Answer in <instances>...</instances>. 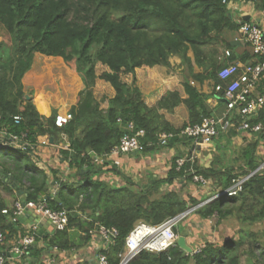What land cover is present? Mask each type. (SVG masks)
Masks as SVG:
<instances>
[{
	"label": "trees",
	"instance_id": "16d2710c",
	"mask_svg": "<svg viewBox=\"0 0 264 264\" xmlns=\"http://www.w3.org/2000/svg\"><path fill=\"white\" fill-rule=\"evenodd\" d=\"M230 1L0 0V26L10 37L7 49L0 44V130L24 141L23 149H0V154L11 161L0 165V170L12 176L16 184L26 185L25 202H41L40 194L47 179L27 153L44 136L52 140V145L68 143L67 148L58 152L68 168L74 170L67 180L54 178L61 204L45 201L50 209L66 210L68 215L66 229L55 232L47 240L49 248L57 252L78 250L91 240L90 232H98L100 227L114 228L117 236L100 254L105 256L107 264H119L125 239L136 224L159 225L211 197L197 200L188 195L184 198L174 190L160 192L162 187H171L175 182L182 186L195 185L193 178L199 176L210 182L213 191L223 189L233 179L249 175L264 162L258 135H252V140L231 152V139L237 130L230 128L214 138V152L212 147L207 151L212 155L208 167L200 166L189 153L178 151L170 160L165 179L152 177L148 185L139 186V190L135 188V192L126 186L129 183L115 187L94 178L103 172L95 167L94 158H102L106 162L103 165L108 164L104 157L129 133V123L135 130L145 132L141 139L144 150L134 155L145 157L179 144L192 145L191 138L179 136L180 130L206 117L218 118L207 101L216 98L225 106L223 92L214 90L221 83L218 72L225 66L217 65L213 58L217 56V45L228 47V36L238 35L239 24L228 18ZM245 45L253 59H257L250 46ZM35 54L61 59L80 80L82 87L68 110L71 120L61 128L54 124L59 114L56 110L45 117L32 99L25 100L22 78L30 70ZM174 59L179 60L183 94L178 90L166 91L154 106H148L137 85V71L154 67L173 69ZM205 83L209 93L201 91ZM98 85L107 89L108 95L103 93L101 97L107 103L106 110L100 109V100L96 98ZM52 87L54 90L51 88L50 92L57 94L54 83ZM258 92L264 94V78ZM180 106L185 108L187 120L175 127L160 112L171 114ZM14 116L21 117L17 125L13 122ZM233 121L238 126L240 118L234 115ZM249 122L263 123L264 108ZM162 134L171 135L165 145L159 144ZM177 160H183L180 167ZM111 170L115 171L114 165ZM70 178L77 181L71 183ZM0 186L11 192L1 180ZM4 208L0 197V211ZM192 215L204 220L216 219V224L234 217L239 225L248 227L264 221V171L252 175L239 195L221 196L197 207L189 214ZM14 226L0 215L4 241L16 235ZM39 241L35 236V244L23 256L28 258L27 264H43L44 248L36 246ZM257 251L264 260V244L259 243L257 233L239 228L237 235L223 237L219 244L206 241L199 252L191 255L175 245L160 253L143 251L128 264H243V258L246 261L254 258L258 263Z\"/></svg>",
	"mask_w": 264,
	"mask_h": 264
},
{
	"label": "crops",
	"instance_id": "0c3cea01",
	"mask_svg": "<svg viewBox=\"0 0 264 264\" xmlns=\"http://www.w3.org/2000/svg\"><path fill=\"white\" fill-rule=\"evenodd\" d=\"M227 8L230 12L231 19L236 24H239L240 21H247L257 25L264 32V0H232L227 4ZM245 18L247 19L245 20ZM227 42L228 47H225L224 53H222L223 55L217 56V60H220V58L224 59V66L231 62L244 65L245 63H252L256 60L253 59L249 47L246 46L244 42L237 41L236 37L228 36ZM0 44L4 45V47L10 46V37L7 33H5V30H3L1 26ZM226 51H229L230 57L232 58L231 61L225 57ZM175 63L178 66L179 60L174 59L171 61V65L173 67ZM196 71L199 70L196 69ZM47 74L51 79L50 85H45L43 83L45 81L43 78H45ZM136 75L137 85L143 93L144 100L148 106H154L166 91L178 90L182 93L181 82L183 80V76L181 74V79L178 84L177 75L172 69L154 67L148 71H137ZM79 81V78L65 66L61 59L57 57L48 58L35 54L30 70L22 78V86L23 91L26 94L25 96H30V99L34 102L38 112L42 116L48 117L53 110H56L57 113L61 114L62 110L70 108L74 104L76 93L82 87ZM53 83L57 94L50 92L51 88L54 89L52 87ZM46 86L50 89L46 90ZM201 91L209 93L210 88L205 83L202 85ZM28 93H31V95H28ZM66 94L70 95V98L67 101L63 98V95ZM207 104L211 109L216 111V117L220 118L224 114L225 106H221L216 98H210L207 101ZM160 113H163L166 120H168L175 127H179L187 120V112L183 106L176 108L171 114L164 113L163 111ZM45 137L46 136L39 137L38 145L29 148L31 151L27 153V155L29 156L31 162L43 171L46 176V187L43 189L45 190V196H55L57 195L58 185L54 178L60 177L62 180H67V177L71 176L74 170L72 171L68 168L67 164L63 162L61 155L58 152L61 148H67L68 143L65 142L58 145L49 144V146L40 145L41 140ZM46 139L48 142L51 140L47 137ZM252 139V135L237 131L236 135L231 139L232 146L234 147V144H236V147L242 146ZM192 147L193 144L187 147L179 144L176 148L162 150L155 157H140L142 158L141 160H136V156L134 157L131 154L125 157L122 156L118 159L119 165H121L120 172H122L119 177L117 176L118 171L115 172L116 169L118 170L116 167L119 165H114L115 171H112V162H108L106 165H103L106 162H96L94 163L95 167H97V169L101 168L100 170L103 171L97 179L105 182H111L112 180L117 184V186H124L125 182L129 181L130 184L133 185L134 189L137 188L138 184L144 187L148 185L150 178L152 177L161 180L166 178L167 172L170 168V163L167 162L171 160V158L178 151L182 153L188 152L189 155L197 161L201 156H203V162H198V164L200 166L208 167L212 158L211 153L203 155L202 151L205 150H199L197 148L193 150ZM211 147L212 150H214L215 145L212 143ZM4 156L6 155H3V157L0 158V165H3L4 162H11L7 158H4ZM54 171H57V174H53ZM0 180L11 189V192L8 190L5 191L3 186H0V197L6 209H11L15 202H21V197L26 199L27 190L25 184L20 186L16 184L14 180L5 182L1 177ZM75 181L77 180L73 178L69 179V182L71 183ZM11 182L21 188L20 193H18V191L11 185ZM53 183L55 184L53 185ZM189 185L190 186L188 188L190 190L186 193L197 200H200L204 194L211 196L214 193L211 185L204 188H209V191L200 190V192L196 191L197 188H201L198 185H193L195 186L194 189L191 184ZM164 187H166L167 190L168 186ZM186 188L187 187L185 186L183 190H187ZM168 190H171V188L169 187ZM161 191L165 190L161 189ZM174 191L179 193V190L177 189H174ZM179 194L186 198L185 193L184 195L181 193ZM51 200L53 199L48 201ZM78 215L80 216V214ZM19 216L20 217H17L16 219V223H14L16 235L7 242L3 240L0 245V252H2L5 256L7 264H27L28 258H19L11 254L10 251L16 242L21 239L23 235H26L29 232H35V236L40 240L36 245L37 248H44L41 253V262L43 264H99L98 256L101 251H105L109 247V241L99 237H93L83 248L74 251L57 252L53 249H49V247H46V245H48L47 240H49V238L54 234L53 228L47 221L40 220L39 216L33 210L27 208H25ZM82 220H84V217H82ZM209 225V221L200 219L197 215H192L190 216L188 223L184 226V233L179 234L178 237L183 236L186 245L191 248L192 251L198 249L200 245L206 241L219 244L221 242V235L225 233L224 227H226V222L218 223L216 224V227H211ZM256 225L258 226V229L254 231L252 228L253 225L248 227L239 225L237 221L235 222L236 229L239 227L244 231H253L254 233L259 232L258 240L259 243L263 245L264 221L257 223ZM5 233L8 234V231ZM199 235L202 238L200 239L201 242L199 241L201 244H199L196 240ZM194 245H196L195 249ZM6 247L9 248L6 249ZM260 253L261 252L259 251L255 253V255L258 256V263H256L257 260L254 258L249 261H246L245 258H243V264H264V260L261 259ZM35 263L37 262L35 261Z\"/></svg>",
	"mask_w": 264,
	"mask_h": 264
},
{
	"label": "built area",
	"instance_id": "2783aa9c",
	"mask_svg": "<svg viewBox=\"0 0 264 264\" xmlns=\"http://www.w3.org/2000/svg\"><path fill=\"white\" fill-rule=\"evenodd\" d=\"M237 33L236 40L248 44L257 59L253 63L244 65L231 62L218 72V78L221 83L216 85L214 90L223 92L225 112L220 118L206 117L200 123L186 126L180 130L179 136L192 139L193 150L197 148L209 151L214 138L220 132H227L230 128H236L237 131L260 136V148L264 152V122L254 124L249 122L250 118H255L259 111L264 108V94L258 92L259 85L264 78V32L257 25L247 21H240ZM225 57L227 59L230 57L229 51L225 52ZM234 115L240 118L238 126L233 121ZM70 120V114L62 113L55 117L54 124L56 127L61 128ZM20 121V116L13 117L14 124L17 125ZM127 130L129 133H125L120 138L119 144L112 149L109 155L104 157L105 160L112 162L113 165H119L118 159L122 156L133 153L140 154L144 150V145L141 142V139L145 136L144 130H135L132 123L127 125ZM170 137L171 135L167 134L160 135L159 144L165 145ZM40 145L49 146L46 137L41 140ZM23 146L24 141L15 136H7L5 130H0V149L8 147L23 149ZM99 161L102 162L103 159L94 158V163ZM182 164L183 160H177L178 167ZM263 171L264 162L249 175L233 179L227 188L214 190L213 195L201 205L210 203L221 196L232 198L239 195L242 192L244 183L255 173ZM193 182L203 188L210 186V182L199 176H195ZM199 206L193 207L176 217L169 218L159 225L136 224L125 239L124 250L119 255V264L130 263L143 251L160 253L174 247L178 238L175 228ZM25 208L33 210L40 220L47 221L53 228L54 233L63 231L67 227V211L52 210L45 204V201L38 203H22L18 201L13 204L11 209H2L0 215L5 216L8 222L14 224ZM90 234L92 238L99 237L110 242L117 236V231L114 228L105 229L100 227L98 232H90ZM3 238V232L0 229V243L3 242ZM34 244L35 232H29L16 242L10 253L19 258L23 257L28 248ZM199 251L200 248L195 250V252ZM98 262L99 264H107V260L102 254L98 256ZM0 264H6V258L3 254H0Z\"/></svg>",
	"mask_w": 264,
	"mask_h": 264
},
{
	"label": "rangeland",
	"instance_id": "374dc122",
	"mask_svg": "<svg viewBox=\"0 0 264 264\" xmlns=\"http://www.w3.org/2000/svg\"><path fill=\"white\" fill-rule=\"evenodd\" d=\"M4 30V29H3ZM6 33V32H5ZM5 49H7V46H5L4 47ZM224 49H225V46L223 45V44H219V45H217L216 46V53H217V56L218 55H223L222 53H224ZM209 50V49H208ZM217 56H213L214 58V60H215V62L217 63V65H224V59H222V58H220V60L218 59L217 60ZM222 59V60H221ZM173 71H174V73L177 75V83L179 84V82H180V79H181V74H182V72H180V68L177 66V64L175 63L174 64V67H173V69H172ZM43 80H45L43 83L45 84V85H50V83H51V81H50V79H49V77L47 76V78L45 77V78H43ZM48 89H50V88H48ZM54 90V89H53ZM52 89H51V91H53ZM106 88L104 87V86H102V85H98L96 88H95V94H96V98L98 99V100H100V109L101 110H106L107 109V103L106 102H104V101H102V99H101V97H103L104 95H103V93L105 94V96H107L108 95V93L106 92ZM103 95V96H102ZM63 98L65 99V101H67L69 98H70V95H68V94H66V95H63ZM68 103V102H67ZM68 110H69V108H67V109H64V110H62L61 111V114L62 113H68ZM64 111V112H63ZM63 143V142H62ZM216 144V141L215 142H213V145H215ZM236 149V144H234V147L233 146H231V148L229 149L231 152H233V150H235ZM214 150H215V147H214ZM214 150H213V152H214ZM212 152V153H213ZM229 152V151H228ZM160 153V152H159ZM158 151H155V153H152L150 156L151 157H155V156H157L158 154ZM185 153H188V152H185ZM208 152L207 151H202V154L204 155V154H207ZM210 153V152H209ZM1 156H3L4 154H0ZM125 156H127V155H125ZM124 156V157H125ZM141 157H143V156H141ZM142 158H140V156H138V157H136V160H141ZM198 162H203V156H201L200 157V159L198 160ZM3 163V162H2ZM5 163V162H4ZM167 163H170V160L167 162ZM120 167H121V165H119V166H117L116 168H118V170L116 169V171L115 172H117L118 171V173H117V176L119 177V175L122 173V172H120ZM99 176L97 175L96 176V178H98ZM121 177V176H120ZM74 179V178H73ZM126 183H129V185H126ZM107 184L108 185H110V186H115V187H119V186H117V184L114 182V181H112L111 180V182H107ZM125 185L129 188V189H131V191H134L135 189L133 188V185H130V182L128 181V182H125ZM139 186H141L140 184H138V188H137V190H139L140 188H139ZM190 185H186V189L187 190H183L184 188H185V185L184 186H180V185H178L177 183H174V185L172 186V187H170L171 188V190H174V189H177V190H179V193H181L182 195H184V193H185V197H188V193H186V192H188L190 189L188 188ZM191 186H193V185H191ZM168 188L169 187H167V190H168ZM195 188V186H193V189ZM161 189H164V190H166V187H162ZM161 189L159 190L160 192H161ZM196 190V189H195ZM200 190L202 191V190H205V191H209L210 189L209 188H207V189H204L203 187H201V188H197V190L196 191H198V192H200ZM158 191V192H159ZM135 192V191H134ZM204 194V193H203ZM209 195H203V197L200 199V200H204L205 198H207ZM155 197V196H154ZM190 220V216L189 217H186V219L184 220V221H181L178 225H177V227H176V231H175V233H176V235L178 236L179 234H183L184 232V226H185V224H187L188 223V221ZM207 221H209V226H211V227H216L217 225H216V219H208ZM224 223L226 222V227H224V232L225 233H223L222 235H221V238H223L224 236H225V238L227 237H229V236H231L232 234L233 235H237V233H238V231H239V227L236 229L235 228V222H236V219L234 218V217H230V218H228V219H226V220H224L223 221ZM252 228H253V230L254 231H256L257 229H258V226L255 224V225H253L252 226ZM251 228V229H252ZM253 232V231H252ZM259 233V232H258ZM258 233H257V235H258ZM200 239H202L201 238V236L199 235V237L197 236V241H198V243L199 244H201L200 242H201V240ZM246 241H249V239L248 238H246L245 239ZM200 241V242H199ZM245 241V242H246ZM259 241V240H258ZM202 246V244L200 245V247ZM195 247H196V245H194V249H195ZM199 247V248H200ZM246 248V246H244V248L243 249H245ZM195 252V250L194 251H192V253H190L189 255H191V254H193ZM187 254V253H186Z\"/></svg>",
	"mask_w": 264,
	"mask_h": 264
},
{
	"label": "water",
	"instance_id": "95a60500",
	"mask_svg": "<svg viewBox=\"0 0 264 264\" xmlns=\"http://www.w3.org/2000/svg\"><path fill=\"white\" fill-rule=\"evenodd\" d=\"M228 18H231V16L230 15H228ZM247 18H245V20H246ZM25 99L26 100H29L30 99V96H25ZM49 144H52V140H49ZM192 149H193V147H192ZM131 155H135L134 153L133 154H131ZM0 177L2 178V180L3 181H5V182H8L9 180H14L13 179V177H11L10 175H7V174H5L4 172H2L1 170H0ZM55 183H53V185H54ZM11 185L18 191V193H20V189L21 188H19L18 186H16V184L15 183H13V182H11ZM23 191V190H22ZM41 195V197H42V201H48V200H50V199H53L54 201H56L58 204H61V201H60V199L58 198V196L57 195H55V196H51V195H49V196H45V190H43V192L40 194ZM21 202L22 203H25V198H23V197H21ZM67 210H69V208H67ZM185 213V212H184ZM22 216V215H21ZM20 217V216H19ZM39 227V226H38ZM176 245H177V247H179L181 250H183L185 253H187V254H190V253H192V249L191 248H189L187 245H186V242H185V239H184V237L183 236H179L178 238H177V240H176ZM46 247H48V245H46ZM49 249H51V248H49ZM28 263V262H27Z\"/></svg>",
	"mask_w": 264,
	"mask_h": 264
}]
</instances>
